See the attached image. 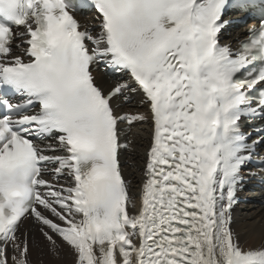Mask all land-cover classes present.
Wrapping results in <instances>:
<instances>
[{
	"label": "snow or ice",
	"instance_id": "6c2138e0",
	"mask_svg": "<svg viewBox=\"0 0 264 264\" xmlns=\"http://www.w3.org/2000/svg\"><path fill=\"white\" fill-rule=\"evenodd\" d=\"M261 148L264 0H0V264H264Z\"/></svg>",
	"mask_w": 264,
	"mask_h": 264
},
{
	"label": "bare ground",
	"instance_id": "6f19581e",
	"mask_svg": "<svg viewBox=\"0 0 264 264\" xmlns=\"http://www.w3.org/2000/svg\"><path fill=\"white\" fill-rule=\"evenodd\" d=\"M97 82L101 84L108 85V81L102 75L98 74ZM135 131V130H134ZM146 136L147 133L145 132ZM130 140L134 142V148H130L122 157L125 165V170L129 175V179H132L133 182H137L140 178L139 169L142 167L143 161L141 160V154L143 152V148L139 146H135L139 144V141L134 138L133 135L129 136ZM245 193L242 195L243 199H246V202H241L236 209V215L238 218H261L264 217V206L261 205L260 202H263L264 195L261 193ZM33 262L34 264H71L70 259L65 256V259H51L48 255H44L42 258H39L36 252H33Z\"/></svg>",
	"mask_w": 264,
	"mask_h": 264
}]
</instances>
